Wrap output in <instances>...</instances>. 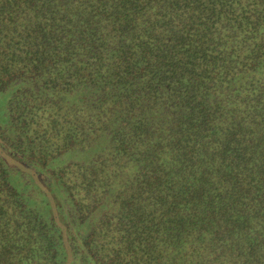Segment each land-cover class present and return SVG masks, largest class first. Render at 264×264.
Masks as SVG:
<instances>
[{"label":"trees","instance_id":"obj_1","mask_svg":"<svg viewBox=\"0 0 264 264\" xmlns=\"http://www.w3.org/2000/svg\"><path fill=\"white\" fill-rule=\"evenodd\" d=\"M0 264H264V0H0Z\"/></svg>","mask_w":264,"mask_h":264},{"label":"rangeland","instance_id":"obj_2","mask_svg":"<svg viewBox=\"0 0 264 264\" xmlns=\"http://www.w3.org/2000/svg\"><path fill=\"white\" fill-rule=\"evenodd\" d=\"M3 115H2V111L0 112V118L2 117Z\"/></svg>","mask_w":264,"mask_h":264}]
</instances>
